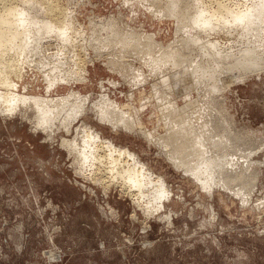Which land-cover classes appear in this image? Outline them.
I'll list each match as a JSON object with an SVG mask.
<instances>
[{
  "label": "rangeland",
  "instance_id": "rangeland-1",
  "mask_svg": "<svg viewBox=\"0 0 264 264\" xmlns=\"http://www.w3.org/2000/svg\"><path fill=\"white\" fill-rule=\"evenodd\" d=\"M60 1L72 22L64 30L65 35L76 37L78 44H62L59 37L45 33L40 41L43 61L49 63L48 55L62 50L65 55L61 59L72 69L73 64L76 66L73 60H79V54L84 52L80 57L86 55L89 79L63 84L59 93L72 86L84 93L92 91L91 98L97 99L100 81L108 84L107 80L113 78L119 84L110 85L111 95L124 103L130 101L133 90L127 81L129 75L126 81L123 78L133 68H139L148 87L159 80L160 71H151L139 57L142 43L125 48L104 44L102 40L109 39L112 30L120 35L135 32L138 37L143 30L153 32L161 28L155 37L166 45L175 36L173 20L162 17L158 21L160 16L139 4L140 0H135L134 8L129 5L130 0ZM197 1L198 5H215L212 0ZM143 3L149 5L148 1ZM195 10L196 7H190L188 12ZM44 16L40 11V17ZM111 57L126 64L124 73L117 62L110 61ZM33 76L29 72L22 81L18 79L19 91H24V81L28 82L26 91L35 92L38 87L41 90L44 81L39 80L40 85L34 86L30 81ZM224 96L228 118L237 128L247 133L252 130L258 142L263 139L264 74L261 78L249 75L232 83ZM30 112L25 116L16 112L12 117L0 114V264H264V165L248 202H242L222 186L207 194L206 189L197 186L183 170L174 168L142 136L125 130L113 132L89 112V123L101 128L105 136H113L116 142L139 152L171 188L173 196L165 201L163 209L149 214L152 209L144 212L146 199L134 200L119 185L105 186L78 173L73 156L58 144L61 135L71 134L61 128L54 139H48L41 129L33 128ZM147 115L144 112L145 121ZM262 154L258 159H263ZM52 252L58 257L52 258Z\"/></svg>",
  "mask_w": 264,
  "mask_h": 264
},
{
  "label": "bare ground",
  "instance_id": "bare-ground-1",
  "mask_svg": "<svg viewBox=\"0 0 264 264\" xmlns=\"http://www.w3.org/2000/svg\"><path fill=\"white\" fill-rule=\"evenodd\" d=\"M145 1L148 6L143 0L138 2L160 16L158 21L162 17L173 20L175 36L164 45L155 37L161 28L153 32L143 30L138 37L135 32L120 35L112 30L109 39L102 40L104 44L125 48L142 43L139 57L151 71H160L159 80L149 87L138 67L126 73L123 79L126 81L129 75L127 81L134 92L130 93V101L120 103L109 89L110 85L119 84L113 78L107 80L108 84L100 81L97 99L91 98L92 91L84 93L72 86L59 93L63 84L89 79L86 55L80 57L84 52L79 54V60H73L76 66L73 64L72 69L61 59L65 55L62 50L48 55L49 63L43 61L40 41L45 33L59 37L62 44H78L76 37L65 35L64 30L72 22L60 0H0V114L11 116L20 112L25 116L31 110L32 127L41 129L48 139H54L63 128L71 135H61L58 144L73 156L78 173L105 186L119 185L134 200L146 199L142 204L144 212L152 209L149 214L163 209L165 201L171 198V188L139 152L116 142L113 136H105L101 128L89 123V112L113 132L125 130L142 136L174 168L183 170L197 186L206 189L207 194L222 186L242 202H248L264 165V157L258 159L264 152V137L258 142L252 130L247 133L237 128L228 118L224 94L232 83L249 75L261 78L264 74V0H212L215 5L209 7L198 5L197 0ZM134 2L128 1L133 8ZM190 7L196 10L188 12ZM40 11L44 17H40ZM110 59L117 62L122 73L126 71L124 62L116 57ZM29 72L34 75L29 79L34 86L40 85L39 80L44 81L41 90L38 87L35 92L26 91L28 82L24 81V91H19V82ZM51 255L58 257L53 252Z\"/></svg>",
  "mask_w": 264,
  "mask_h": 264
}]
</instances>
